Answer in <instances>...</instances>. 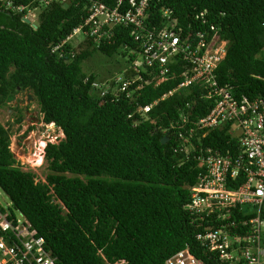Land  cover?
Instances as JSON below:
<instances>
[{
    "label": "trees",
    "instance_id": "1",
    "mask_svg": "<svg viewBox=\"0 0 264 264\" xmlns=\"http://www.w3.org/2000/svg\"><path fill=\"white\" fill-rule=\"evenodd\" d=\"M10 1L24 7L0 0V105L29 90L42 121L61 128L64 138L45 147L43 181L23 169L10 148V130L0 122V188L11 202L9 217L30 225L57 264H164L186 246L207 264H246L243 258L223 259L197 234L211 229L245 236L251 226L244 221L258 215V206L230 207L228 218H222L227 209L186 207L206 172L199 165L205 149L237 151L228 123L204 135L205 128L194 127L212 106L206 84L163 97L182 79L184 67L172 62L167 75L176 76L156 84L160 68L137 62L143 36L135 38L132 24L105 25L101 35L85 37L88 25L73 33L90 15L87 0L68 7ZM102 1L112 8L119 3ZM119 4L125 10L129 0ZM28 10L34 12L31 22L23 19ZM145 13L144 23L155 33L172 28L192 46L200 39L213 47L224 41L225 55L214 71L219 84L264 98V0H147ZM96 53L102 67L86 70ZM120 57L129 63L124 74ZM146 105L147 112L140 110ZM260 208L264 219V199Z\"/></svg>",
    "mask_w": 264,
    "mask_h": 264
},
{
    "label": "built area",
    "instance_id": "2",
    "mask_svg": "<svg viewBox=\"0 0 264 264\" xmlns=\"http://www.w3.org/2000/svg\"><path fill=\"white\" fill-rule=\"evenodd\" d=\"M8 1V6H13L12 2ZM41 1L70 4L73 0ZM119 3L112 8L100 0H93L90 5V15L85 22L89 24L91 30L88 34L101 35L100 30L105 25L108 26L107 29L115 24L136 26L138 33L135 38L140 39L143 36L141 39L143 50L140 56L149 65L157 64L160 68L155 77L163 80L165 73L170 70L172 65L170 63L173 62V64L180 63L181 68L184 67L182 74L185 79L179 87L196 88V86L202 87L203 82L206 84L212 106L209 112L196 122V127L209 129L231 123L229 132L233 130L232 137L236 139L233 146L237 151L228 150L222 154L211 147L205 149L206 153L200 155L199 165L203 166L206 172L193 187L192 199L186 207L193 212L204 209L208 212L214 209L218 211L227 209L222 214V218H228L230 207L249 204L258 206V215L244 221L251 226V231L245 236L229 235L220 230L210 229L198 233V240L210 250H220V256L231 262L243 258L246 264H264V246L260 243L264 234V219L260 216V207L264 199V98L239 95L229 84H219L214 71L218 62L224 57V45L213 47L205 39H200L192 46L189 41H182L180 35L168 27L155 33L144 23L147 0L139 2L129 0V6L125 10L120 9ZM23 7V5L13 6L14 9ZM30 13L33 15L31 10L28 11L29 15ZM81 27L82 25L75 29V32ZM174 76L175 73L172 72L171 78ZM138 77L141 78L140 75ZM149 108L150 106H145L143 109L148 111ZM194 133V127L189 128L188 135ZM241 177L244 178L241 184L229 187V184ZM10 205L11 202L6 206L0 204V264H57L56 257L45 250L44 239L37 237L30 225L20 219L14 222L9 217ZM242 242H245V245ZM164 264L207 263L186 246L170 255Z\"/></svg>",
    "mask_w": 264,
    "mask_h": 264
},
{
    "label": "rangeland",
    "instance_id": "3",
    "mask_svg": "<svg viewBox=\"0 0 264 264\" xmlns=\"http://www.w3.org/2000/svg\"><path fill=\"white\" fill-rule=\"evenodd\" d=\"M219 44V47H222L224 41ZM99 57H101L99 53H96L93 58L85 63V69L88 71H99L98 69L102 67L100 65L102 63H99ZM120 61L123 65L121 73L124 74L127 70L126 65H129V63L124 58H121ZM142 61V56H140L137 62L140 64ZM115 65L116 62L113 66ZM106 66L107 64L105 63L103 70L106 69ZM120 67L118 65V68ZM132 68L137 72L139 70L135 65ZM120 78L122 79V75H118L116 79ZM136 78L137 76L134 77V79ZM28 93L32 94L29 90L23 89L16 93L15 98L6 105H0V122L10 130V148L21 162L23 169L35 172L44 181L48 166L44 152L45 147L50 141L59 142L64 138V133L54 123L46 124L42 121L43 114L40 111L39 104L33 94V99L28 100ZM8 203V196L0 188V204L6 206Z\"/></svg>",
    "mask_w": 264,
    "mask_h": 264
},
{
    "label": "clouds",
    "instance_id": "4",
    "mask_svg": "<svg viewBox=\"0 0 264 264\" xmlns=\"http://www.w3.org/2000/svg\"><path fill=\"white\" fill-rule=\"evenodd\" d=\"M87 1H88V4H89V5L87 4L86 7L90 10V5L93 3V0H87ZM100 1H102V0H100ZM75 2H76V0H73L70 4H64V3H63V6H64V7H68V6L72 5V4H74ZM102 2H104V1H102ZM104 3H105V2H104ZM28 11H29V10H28ZM31 11H32V10H31ZM32 13H34V12L32 11ZM31 16L33 17V15H29V14H28V16H27V17L24 16L23 19L25 20V19L28 18V19H30L29 22H31ZM85 22H86V20H85ZM85 22H84L83 24H81L82 27L85 26V25H88V28H89V24H86ZM81 25H80V26H81ZM80 26H78V28H79ZM76 29H77V28H76ZM76 32H78V33L80 34V33H81V30L79 29V30L76 31ZM76 32H75V30H74L73 33H76ZM73 33H71L70 35H71V37H74V38H75L76 36H74L75 34H73ZM82 33H83V32H82ZM84 34H85V33H84ZM87 35H90V34H85V37H86ZM225 44H226V43L224 42V45H225ZM224 55H225V54H224ZM170 64H171V63H170ZM174 73H175V72H174ZM165 74H166V75H165V78H162L163 80H159V79H161V78H157V77H156V80H157V81L159 80L158 82L156 81V84H157V83H160V82H162V81H164V80H166L167 78H171V75L168 76V75H167V72H166ZM175 76H176V73H175ZM175 76H174V77H175ZM166 77H167V78H166ZM137 78H139L138 75H137ZM120 79H121V78H120ZM139 79H141V78H139ZM184 79H185V76H182V79L179 81V83L177 84V86L174 87V88H172L170 91L166 92V93L163 95V97H166V96H168V95H172L173 93H175V92H177V91H181V90H183L184 88L179 87V84H180ZM118 80H119V79H118ZM125 83H127V80L124 82V84H125ZM126 85H127V84H126ZM192 87H193V86L188 87V88H185V89L187 90V89H190V88H192ZM146 106H150V105H146ZM144 107H145V106H144ZM144 107H140V110H143L144 112H147V111H145V110L143 109ZM181 117H182V116H181ZM203 117H204V116H203ZM183 118H184V117H183ZM184 121H185V120H183V122H184ZM228 124H229V126H228V128H227V132L230 133V134L232 135V131H233V130L229 132V128L231 127V123H228ZM195 125H196V123L194 124V127H195ZM219 127H221V126H219ZM190 128H193V127H190ZM209 129H212V128H209ZM209 129H206L205 131H203L202 134L204 135L206 132L209 131ZM201 130H202V129H201ZM9 202H10V201H9Z\"/></svg>",
    "mask_w": 264,
    "mask_h": 264
},
{
    "label": "water",
    "instance_id": "5",
    "mask_svg": "<svg viewBox=\"0 0 264 264\" xmlns=\"http://www.w3.org/2000/svg\"><path fill=\"white\" fill-rule=\"evenodd\" d=\"M27 22H29L30 21V19H25ZM21 91V90H20ZM27 96H28V100H31V99H33V96H32V94H30V93H28L27 94ZM168 139V137L167 136H164L163 138H162V143H164V142H166V140Z\"/></svg>",
    "mask_w": 264,
    "mask_h": 264
}]
</instances>
